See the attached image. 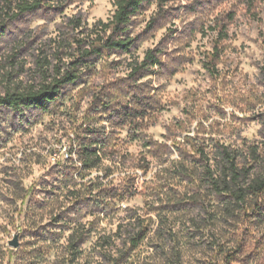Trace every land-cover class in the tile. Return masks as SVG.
<instances>
[{
  "label": "rangeland",
  "instance_id": "obj_1",
  "mask_svg": "<svg viewBox=\"0 0 264 264\" xmlns=\"http://www.w3.org/2000/svg\"><path fill=\"white\" fill-rule=\"evenodd\" d=\"M18 1L0 0V94L37 83L45 57L54 65L63 41L115 9L45 0L15 16ZM131 32L134 57L164 51L142 79L159 103L137 130L114 131L97 168L80 171L76 140L129 55L102 58L48 113L0 106V264H264V200L230 204L205 172L221 145L264 171V0H149Z\"/></svg>",
  "mask_w": 264,
  "mask_h": 264
},
{
  "label": "trees",
  "instance_id": "obj_2",
  "mask_svg": "<svg viewBox=\"0 0 264 264\" xmlns=\"http://www.w3.org/2000/svg\"><path fill=\"white\" fill-rule=\"evenodd\" d=\"M46 2L20 0L15 4L17 11L14 14L18 16L36 11ZM148 2L149 0H114L115 9L110 18L106 21L99 20L89 29L79 31L80 34L73 36L68 44L63 41L61 48L65 51L61 57L55 56L57 61L54 65L47 57L44 58L43 64L39 66L40 79L37 83L32 82L24 87L8 86L0 94V106L18 112L28 109L48 113L52 104L65 98L66 86L87 82L85 76L97 69L102 58L112 55H129V58H133L127 63L128 72L125 77L103 82L92 94L89 111L93 124L86 126L83 134L76 140L80 171L97 168L114 131L127 125L137 130L138 120L146 118L153 111V106L159 103L156 96L149 92V81L142 79L154 73L156 68H162L163 49L160 45L149 48L141 59L132 55L138 36L132 34L131 26ZM162 5V2L158 4L160 8ZM155 20L152 19L150 27ZM75 22L78 28L80 23L76 19ZM118 63L119 60L115 59L103 65ZM98 123L101 124L97 125ZM205 157L209 158L208 155ZM239 158L237 150L221 145L214 157L217 160L215 170L207 167L209 165L205 168L210 186L217 194L230 201V204L243 203L250 195L264 200V171L251 173L252 165L241 163ZM116 196L112 195V198ZM120 228L119 224L118 230ZM144 237L145 232L141 231L130 235V248H135Z\"/></svg>",
  "mask_w": 264,
  "mask_h": 264
},
{
  "label": "water",
  "instance_id": "obj_3",
  "mask_svg": "<svg viewBox=\"0 0 264 264\" xmlns=\"http://www.w3.org/2000/svg\"><path fill=\"white\" fill-rule=\"evenodd\" d=\"M9 244L11 246H17L18 245L17 240H16V236H14V238L9 241Z\"/></svg>",
  "mask_w": 264,
  "mask_h": 264
}]
</instances>
